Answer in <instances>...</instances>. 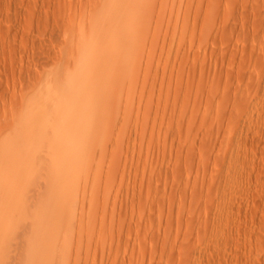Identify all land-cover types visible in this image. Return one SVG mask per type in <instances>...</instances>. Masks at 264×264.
I'll use <instances>...</instances> for the list:
<instances>
[{
  "label": "rangeland",
  "instance_id": "obj_1",
  "mask_svg": "<svg viewBox=\"0 0 264 264\" xmlns=\"http://www.w3.org/2000/svg\"><path fill=\"white\" fill-rule=\"evenodd\" d=\"M0 264H264V0H0Z\"/></svg>",
  "mask_w": 264,
  "mask_h": 264
},
{
  "label": "bare ground",
  "instance_id": "obj_2",
  "mask_svg": "<svg viewBox=\"0 0 264 264\" xmlns=\"http://www.w3.org/2000/svg\"><path fill=\"white\" fill-rule=\"evenodd\" d=\"M55 128V127H54ZM60 128V127H59ZM56 137V136H55Z\"/></svg>",
  "mask_w": 264,
  "mask_h": 264
}]
</instances>
